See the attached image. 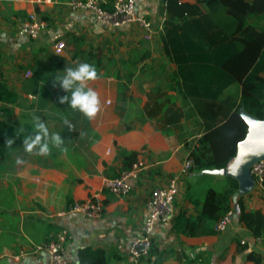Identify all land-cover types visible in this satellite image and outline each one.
Returning <instances> with one entry per match:
<instances>
[{
	"label": "crops",
	"instance_id": "obj_1",
	"mask_svg": "<svg viewBox=\"0 0 264 264\" xmlns=\"http://www.w3.org/2000/svg\"><path fill=\"white\" fill-rule=\"evenodd\" d=\"M70 1L0 0V73L9 89L18 95L16 106L5 105L13 112L11 118L18 135L15 151L4 159L0 170V264L44 262L46 253L36 252L34 247L51 240L59 230L66 231L68 235L64 253L70 264L80 263L77 251L85 247L104 249L107 264H130L127 250L130 241L143 233L145 203L150 191L166 186L180 172L187 158L185 143L192 142L201 133L184 138L181 126L187 120L185 112H188L192 121L200 122L188 101L180 99L175 92H168V96L183 113L178 125L160 130L154 118H144L141 112L146 100L144 93L154 83L149 80L153 85L141 90L142 79L147 78L143 75L130 85L129 94L134 101L128 107L127 122L131 130L124 131L115 113L116 81L104 77L88 84L97 92L99 100L98 111L92 118H87L89 132L84 118L80 117L77 120L78 127L70 131V143H64L61 147L50 144L47 155L24 151L23 139L34 130L33 118L37 116L34 109L28 108L34 96L23 94V81L27 78L25 72L29 71L31 76V70L27 67L33 65L34 57L47 62L59 56L54 52L56 42L64 43L60 55L66 60L69 58L66 46L69 36L83 38L85 49L99 47L105 52L109 50L118 59L125 58L140 42H146L151 50L156 46L160 48L163 57L155 56L153 51L152 56L163 63L165 72L175 70V66L167 62L159 41V30L164 20V0H135L137 17L152 25V33L147 40L143 38L137 23L121 28L105 25L96 21L87 11L70 10ZM30 16L47 25L33 39L21 37L17 33L20 23ZM253 20L255 22L257 19ZM261 22L259 20L260 25ZM70 66L71 63H68L65 68ZM159 70L158 66L152 68L154 73ZM57 107H67L66 104L57 102L55 113L63 120H72L71 116H66ZM81 122L84 125L82 128ZM47 127L50 133L64 132L57 122ZM83 138L84 142H81ZM120 150L135 152V163L143 165L138 178L131 183L130 192L124 196L114 195L104 188L105 179L118 177L123 172ZM17 157L21 163L16 162ZM222 178L214 171L189 172L180 177L178 195L174 201V217L183 210L191 217L197 215L207 188L218 186ZM228 178L238 186L236 179ZM88 199L98 203L100 217L86 219L79 214L68 213L71 205ZM242 203L246 211L259 210L264 215V192L258 186L242 196ZM233 215L224 232L208 236L187 237L177 234L173 228L174 218L171 222L159 224L151 234L152 240L159 250L173 251L163 264H179L180 257L185 264L191 261H194L191 264H197V260H202V264H252L245 258L249 252L259 253L264 263L261 240L254 238L238 223L232 203ZM39 231L40 239L37 241L35 236ZM235 237H240L248 250L236 254ZM148 263V257L140 262Z\"/></svg>",
	"mask_w": 264,
	"mask_h": 264
},
{
	"label": "trees",
	"instance_id": "obj_2",
	"mask_svg": "<svg viewBox=\"0 0 264 264\" xmlns=\"http://www.w3.org/2000/svg\"><path fill=\"white\" fill-rule=\"evenodd\" d=\"M162 6L164 20L159 41L167 62L175 66L174 71H164L163 63L152 56L146 42H140L125 58L118 59L109 50L85 49L83 38L69 36L66 44L68 60L61 55L47 62L34 57L33 65L27 67L31 76L23 81V94L35 98L28 108L34 109L47 125L60 124L64 129L60 133L64 141H70L71 130L55 113L58 97L65 93L58 86L53 87L52 82L55 75H62L59 71H63L66 64L74 66L88 62L96 68V79L111 77L116 81L115 113L123 130L129 131L128 107L134 101L129 88L143 75L154 83L144 93L146 100L141 109L144 118H154L160 130L178 125L183 113L168 96V92H175L180 99L188 101L199 119L200 135L185 143L186 159L191 161L189 172L222 169L234 157L238 143L247 132L240 110L264 121V0H164ZM155 66L160 68L157 73L152 71ZM17 101V93L9 89L0 73V170L4 159L16 149L15 141L8 146L4 143L5 138L18 135L11 118L13 112L5 105L16 106ZM57 109L71 116L73 127L80 117L84 118L89 132L87 118L82 113L69 106ZM120 155L121 171L129 170L137 154L120 150ZM236 189L234 180L223 177L218 186L207 188L197 215L191 217L183 210L174 217V231L187 237L217 234L218 221L232 212V195ZM261 189L264 192V180ZM237 204L238 223L264 246V215L259 210L246 211L242 196L238 197ZM233 242L237 246L236 254L248 250L245 242L241 244L240 237H235ZM169 253L173 251L159 250L151 239L148 264H163ZM77 258L80 263H108L104 249L85 247L77 251ZM198 258L200 260V255ZM245 258L252 264H264L262 256L256 252H249ZM178 260L179 264H185L181 257ZM197 264H202V260H197Z\"/></svg>",
	"mask_w": 264,
	"mask_h": 264
},
{
	"label": "built area",
	"instance_id": "obj_3",
	"mask_svg": "<svg viewBox=\"0 0 264 264\" xmlns=\"http://www.w3.org/2000/svg\"><path fill=\"white\" fill-rule=\"evenodd\" d=\"M48 0H38L45 2ZM72 11H87L91 13L94 19L105 25H111L115 28L128 26L137 23L142 30V36L145 40L149 39L152 33V25L149 21L137 17L135 13V0H71L68 3ZM46 22L37 20L30 16L22 21L18 27L17 33L24 38L33 39L40 32L46 29ZM64 49V43L58 41L54 45V52L60 55ZM30 76V72H25V77ZM191 161L186 159L180 172L172 177L166 186L155 188L150 191L149 197L145 203L146 216L142 225L143 233L134 237L127 250V260L130 264H140L142 259L148 255L150 248L151 234L161 223L171 222L174 218V201L178 195V182L180 177L189 174ZM142 164L137 162L132 167L123 171L115 178L104 180V188L110 193L118 196L127 195L131 188L133 180L137 179ZM254 178V186L261 188L264 180V159L252 164L250 168ZM69 214H79L86 219H95L100 217V206L94 199H88L81 203H74L68 209ZM232 221V212H228L215 226L218 233L226 230ZM68 239L66 231H57L52 239L42 245L34 247L36 252L46 253V259L40 264H70L65 253L64 247ZM241 244L243 242L241 241ZM88 264V263H78Z\"/></svg>",
	"mask_w": 264,
	"mask_h": 264
},
{
	"label": "clouds",
	"instance_id": "obj_4",
	"mask_svg": "<svg viewBox=\"0 0 264 264\" xmlns=\"http://www.w3.org/2000/svg\"><path fill=\"white\" fill-rule=\"evenodd\" d=\"M62 75H55L52 86L59 87L65 94L58 97L60 104H66L73 110L82 113L86 118H92L99 107L97 92L88 86L90 81L97 78V71L94 65L88 62H79L74 66L64 67L59 71ZM34 130L23 139V149L27 153L35 151L37 155H47L50 151V144L55 147H61L64 138L59 132H51L46 123L39 117L34 118ZM67 129L73 128L72 123L65 119L63 121ZM16 137L11 135L6 137L4 143L8 146L14 144ZM17 163L21 159L17 157Z\"/></svg>",
	"mask_w": 264,
	"mask_h": 264
},
{
	"label": "water",
	"instance_id": "obj_5",
	"mask_svg": "<svg viewBox=\"0 0 264 264\" xmlns=\"http://www.w3.org/2000/svg\"><path fill=\"white\" fill-rule=\"evenodd\" d=\"M240 113L247 125L246 135L238 143L236 154L227 161L225 167L212 170L220 176L236 179L238 186L232 195V203L237 215H239L238 197L249 193L254 188V178L250 168L255 162L264 159V121L247 115L242 110Z\"/></svg>",
	"mask_w": 264,
	"mask_h": 264
},
{
	"label": "rangeland",
	"instance_id": "obj_6",
	"mask_svg": "<svg viewBox=\"0 0 264 264\" xmlns=\"http://www.w3.org/2000/svg\"><path fill=\"white\" fill-rule=\"evenodd\" d=\"M153 53L155 54V56H162V52L160 50V48H158V46L154 47L152 49ZM153 84H150V81L148 78H145V79H142V82H141V90L142 89H148L152 86ZM139 90V89H138ZM20 102H22V100H20ZM24 104V103H23ZM190 113H191V110H190ZM185 114L187 115V120H185L183 123H182V129H183V132H184V138H188L190 136H193L195 135L197 132H200L201 131V127L198 123L197 120H194L192 121V119L190 117H188V112H185ZM74 127H78L77 124L74 125ZM83 127V125L81 126V128ZM71 141H64V143H70ZM81 142H84V138L81 139ZM41 231V230H40ZM40 231L36 234L35 236V240H39L40 239ZM143 260V259H142Z\"/></svg>",
	"mask_w": 264,
	"mask_h": 264
}]
</instances>
